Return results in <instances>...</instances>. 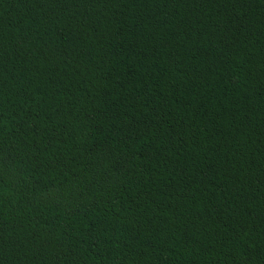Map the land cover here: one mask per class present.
I'll return each instance as SVG.
<instances>
[{"label": "trees", "instance_id": "trees-1", "mask_svg": "<svg viewBox=\"0 0 264 264\" xmlns=\"http://www.w3.org/2000/svg\"><path fill=\"white\" fill-rule=\"evenodd\" d=\"M0 264H264V0H0Z\"/></svg>", "mask_w": 264, "mask_h": 264}]
</instances>
